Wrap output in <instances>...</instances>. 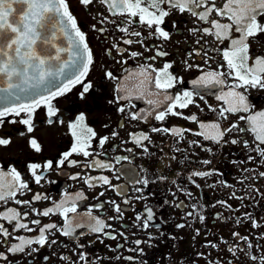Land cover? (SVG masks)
I'll return each instance as SVG.
<instances>
[{
    "label": "flooded vegetation",
    "instance_id": "1",
    "mask_svg": "<svg viewBox=\"0 0 264 264\" xmlns=\"http://www.w3.org/2000/svg\"><path fill=\"white\" fill-rule=\"evenodd\" d=\"M67 2L81 30L86 33L93 53L94 63L84 80V83L90 82L92 88L82 97L80 93L83 91V84H77L71 91L52 100L53 105L59 110L57 116L52 117L53 121H56L52 124L47 122V109L43 106L37 108L33 116L34 128L30 133L26 125L19 123L22 118H26L24 113L20 116L4 118V123L0 126V138L10 139L11 143L8 146H0V168L7 172L14 167L21 173L28 182L30 191H24L23 195L18 193L16 198L30 200L31 204L17 205L14 200H9L7 203L0 202V212L10 207L16 208L21 213L28 212L29 215L22 217L21 222L28 223L30 228L37 231L28 232L23 229L13 231V225L0 218V223L13 232V236L7 238L8 244H0V252H6L7 247L12 243H18L16 236L31 238L38 235V226L31 223L34 219L40 220L41 226L49 223L63 224L59 214L44 217L32 212L31 209L42 211L52 207L53 201L59 202L66 193L74 195L80 192L84 198L76 201L77 211L83 214L91 210L93 215L103 218L112 225L111 228L106 229V232L115 235L116 239L102 234H99L100 239H97L98 234L80 228L76 229L72 237L56 232L55 237H49L57 241L51 248L46 245L32 256L8 254L11 264H73L79 260L80 252L87 254L89 264L93 262L94 264H260L259 258L264 257V195H262L264 177H260L258 173L264 172V164L258 162L259 157L256 152H250L243 144V140L247 139L250 146H254L252 133L250 131L238 133L234 129L233 132L227 133L219 144L194 133L201 131L199 122L205 124L219 122L222 129L232 123L247 127L246 121L239 120V116L264 110V89L250 88L247 91L239 89L245 92L252 106V112L226 113L228 118L221 119L218 110L226 104L218 100L217 96L221 92L228 91V86L232 83L231 79L226 78L227 85L197 87L191 83L202 74L217 70L219 64H225L220 70L227 71L222 52H214L212 49H224L229 42L225 40L221 43L214 36L190 31L192 28L209 25L191 16L190 13L179 14L173 11L165 18L163 25L170 33L169 40L149 37L144 39L143 45L140 43L129 45L123 41L125 39L136 41L147 37L146 27L130 25L129 32L139 31L143 34V37L131 36L119 31L116 24L109 22L116 20L119 24L121 18L118 15L112 16L107 5L101 4L99 0H93V3L87 6L82 5L80 0H67ZM223 3L224 0H217L218 6H222ZM261 19L264 21V17ZM250 45L253 54L264 53V34L257 36L255 42L250 41ZM159 48L167 51L169 55L149 60L148 57L154 56ZM133 51L142 55L133 58L130 56ZM185 60L192 65L191 68L184 65ZM164 62L173 63L170 71L183 79V83H178L174 88L169 89V94L175 96L187 90L194 94L198 92L204 99L194 95L195 103L187 108L177 109L183 114L182 116L169 115L165 120L158 121L154 118L155 112H153V115L147 116L146 119H131V113L143 116L153 106L149 105L147 99L140 96L139 92H133L129 99L117 100L118 95H123L116 92L117 86L125 83L132 86L134 81L132 79L125 81V77L131 73H138L140 66L151 64L159 69ZM106 71H111L117 79L107 78ZM122 106L125 107V111H118ZM209 106L217 111H212ZM81 113L85 116L86 127L96 133L95 137L90 138V146L87 148L91 155L85 157L73 153L69 160H76L78 162L76 165L65 161L63 166L57 167L56 162L62 158V154L71 151L76 143V137L72 135L69 124ZM193 114L197 116L198 122L183 118ZM12 120L17 122L11 123ZM59 120H63V124L59 123ZM153 128H179L191 129V131H184L182 136H176L171 131L153 132ZM133 134H147L150 140L137 144ZM104 136L109 139L101 148L99 140ZM33 138L40 144V152H36L30 146L29 141ZM232 139H238L241 143L232 144L230 143ZM189 141L197 143L190 144ZM145 147L147 152L144 151ZM129 149L131 151H128ZM250 155L256 159L249 160ZM116 157H128V159L118 162ZM47 160L53 161V169L38 170V174H43L44 179L40 184H36L28 165L31 163L43 165ZM204 160H210L211 163L205 165L202 163ZM95 161L109 164L110 167L102 169L95 165ZM193 171H209L212 174L189 179ZM77 174L78 177L73 179L72 177ZM89 176H107L115 187L103 185L99 181H93L95 187H89L85 183V178ZM161 176L167 179H158ZM143 178L151 181L147 187L136 182ZM173 180L176 184L171 183ZM136 188H142L143 192H136ZM101 192L104 195L101 196ZM37 193L47 195L49 199L32 200ZM139 196H143V199H136ZM125 199L130 203H123ZM105 201H115L120 204L123 218L109 219L117 215L109 203H104L103 208L93 207ZM176 204L182 206L176 207ZM193 205H196L195 209ZM146 207L152 208L154 212L152 226L147 229L143 228L141 221L136 219L137 216L146 217ZM192 211L199 215L188 217L186 214ZM246 213L251 214L258 227H253L252 219H249ZM199 216H203L204 220L201 221ZM237 219L240 223H236ZM177 224H184L185 227L177 228ZM156 225H159V228ZM197 230H199L198 235ZM233 233H239V237L234 236ZM244 237L248 239L245 240ZM2 239L4 238L0 236V240ZM137 240L142 241L139 246L135 243ZM249 243L252 245L251 248L248 246ZM80 244L85 247L79 248ZM212 244L216 247H212ZM32 247L38 246L32 245ZM137 247L143 249V254L132 251ZM229 248H234L235 254L229 251ZM201 253L203 255H199ZM253 255L257 260L251 259ZM45 256L49 257L48 261H44ZM62 256H69L71 260H62L60 258ZM126 257H134V259L128 260ZM0 264L6 262L0 261Z\"/></svg>",
    "mask_w": 264,
    "mask_h": 264
},
{
    "label": "snow or ice",
    "instance_id": "2",
    "mask_svg": "<svg viewBox=\"0 0 264 264\" xmlns=\"http://www.w3.org/2000/svg\"><path fill=\"white\" fill-rule=\"evenodd\" d=\"M80 2L82 5L87 6L92 4L93 0H80ZM99 2L107 5V9L112 16L118 15L121 18L119 24L116 20L109 21L116 24L119 31L131 36L143 37V34L139 31L129 32V26L136 24L146 27L148 30L147 37L136 41L125 39L123 42L129 45L133 43L143 45L144 39L149 37H156L164 41L169 40L170 33L165 30L163 25L165 24V18L169 17L173 11L179 14L190 13L191 16L209 25L203 28H192L190 31L214 36L221 43L225 40L229 42L224 49H212L214 52H222L227 71H221L220 69H223L225 64H219L217 70L208 71L191 81V83L197 87L227 85V79H231L232 83L228 86V91L221 92L217 96L218 100H222L226 104V106L219 108V117L227 119L226 113L252 112V106L249 104L245 92L239 91V89L245 91L250 88L264 89V53L253 54L250 45V41L255 42L257 36L264 34V21L261 19L264 17V0H224L222 6H218L217 0H99ZM199 9L203 10L199 11ZM213 14L215 15L213 16ZM225 20L227 22H222ZM99 31H105V29H99ZM197 43H199V40ZM113 46L117 47L116 45ZM117 50L119 51V49ZM109 54H111L110 51ZM139 55H142V53L135 51L130 53L133 58ZM168 55L167 51L159 48L156 50L155 55L148 57V59L155 60L157 57ZM93 63V53L89 47L86 33L81 30L76 18L69 10L67 0H0V85H3L0 86V93L7 94L0 97V99L8 101L5 107L0 108V126L3 125L5 117L20 116L21 113H24L26 118H22L19 123L26 125L27 131L30 133L34 128V113L41 106L47 109V122L49 124L56 122L53 121L52 117H56L59 110L53 105L52 100L71 91L72 87L77 84H83V91L80 93L83 97L92 88V84L90 82L84 83V80ZM183 63L188 68L192 67L186 60ZM205 63H207V60H205ZM172 67L173 63L171 62H164L159 69L154 68L151 64L140 66L138 73H131L128 77H125V81L129 79L134 81L132 86H128L127 83L117 86L116 92L123 93V95L117 96V100L129 99L133 92H139L140 96L145 97L147 103L153 106L143 116L138 113H131V119H146L147 116L153 115V112H155L154 118L158 121L165 120L169 115L182 116L183 114L177 109L187 108L195 103L194 95L204 99L198 92L194 94L192 91L187 90L175 96L169 94V89L174 88L178 83H183L181 77L170 71ZM105 75L109 79H117L111 71H106ZM209 107L211 108V106ZM211 110L217 111L215 108H211ZM118 111L124 112L125 107H120ZM183 118L198 122L195 114ZM239 120L246 121L247 127H240L238 123H232L222 129L219 122L211 124L199 122L201 131L194 134L219 144L224 136L233 132L234 129L238 133L250 131L254 138V146H250L247 139L243 140V144L250 152H256L259 157L258 162L264 164V147H262L264 145V110L250 115H240ZM84 121L85 116L81 113L75 121L69 124L72 135L76 137V143L71 151L62 154V158L56 162L57 167L63 166L65 161H68L71 165H76L78 163L76 160H69L73 153L82 154L85 157L91 155L87 148L90 146V138L95 137L96 133L87 128ZM10 122L16 123L17 121L12 120ZM58 122L63 124V120ZM152 131H171L173 135L182 136L184 131H191V129L153 128ZM113 135H116V133H113ZM133 138L137 144L150 140L147 134H133ZM108 139L107 136L100 138L99 146L102 148ZM10 143V139L0 138V146H8ZM189 143L195 144L197 142L189 141ZM230 143L238 144L241 141L232 139ZM29 144L36 152L41 151V146L36 139H30ZM128 151H131V149ZM144 151H148L146 147ZM208 151H211V149H208ZM122 159H128V157H116L118 162ZM248 159L255 160L256 157L250 155ZM94 163L102 169L110 167L109 164L100 161ZM202 163L207 165L211 161L204 160ZM41 168L44 170L53 169V161L47 160L43 165L38 163L28 165L36 184H40L41 180L44 179L43 174H38V170ZM245 171L248 170L245 169ZM211 174L209 171H193L189 179H192V177H206ZM78 175L72 178L76 179ZM258 175L264 177V172H259ZM246 178L253 179V177ZM158 179L166 180L167 177L161 176ZM93 181L115 187L107 176H89L85 178V183L89 187H95ZM136 182L147 187L151 181L148 178H143ZM171 183L176 184V181L173 180ZM24 191H30L29 184L16 168L13 167L7 172L0 168V202L7 203L9 200H14L17 205H30V200L16 198L18 193L23 195ZM135 191L142 193L143 189L136 188ZM100 195L102 196L104 193L101 192ZM186 195L190 196L191 193H186ZM83 198V194L80 192L74 195L66 193L59 202L53 201L52 207L45 208L42 211L31 209L32 212L44 217L59 214L63 219V224L49 223L41 226L40 220H32L31 223L38 226V235L31 238L16 236L15 239L19 242L12 243L7 247L6 252H0V261L11 264L8 254L32 256L33 253H38L46 245L51 248L57 241L49 237H55L56 232L66 237H72L75 235L76 229L80 228L86 229L89 233L98 234L97 239H100L99 234L116 239L115 235L106 232V229L111 228L112 225L108 224L103 218L93 215L91 210L83 214L77 211L76 201ZM42 199L47 200L49 197L39 193L32 197V200L36 201ZM136 199H143V196L136 197ZM239 199H243V197H239ZM104 203L111 204L113 212L117 214L109 217L110 220L123 218V209L115 201L101 202L93 207L103 208ZM123 203L128 204L130 201L125 199ZM175 206L181 207L182 204H176ZM195 208L196 205H193V209ZM194 214L199 215L194 211L188 212L186 215L191 217ZM28 215V212L21 213L12 207L0 212V218L12 224L13 231L23 229L28 232H36L37 229L30 228L28 223L21 222L22 217ZM245 215L252 219L250 213ZM136 219L141 221L143 228L151 227L154 219L152 208L146 207V217L137 216ZM199 219L203 221L204 217L199 216ZM236 223H240V220L237 219ZM252 223L253 227L259 226L254 219H252ZM156 227L159 228V225H156ZM176 227L183 228L185 225L177 224ZM198 234L199 230H197ZM120 235L123 234L120 233ZM233 235L239 237V233H233ZM0 236L4 238L0 240V244H8L9 240L7 238L12 237L13 232H10L4 224L0 223ZM243 239L247 240L248 238L244 237ZM135 243L139 246L142 241L137 240ZM32 245L38 247H32ZM211 246L216 247L215 244ZM248 246L252 247L250 243ZM78 247L84 248L85 246L80 244ZM132 251L143 254V249L139 247L132 249ZM229 251L235 254L236 250L229 248ZM78 256L79 260L73 262V264H80V262L89 264L85 252L78 253ZM60 258L65 261L71 260L69 256ZM43 259L48 261L49 257L45 256ZM126 259L133 260L134 257H126ZM251 259L255 261L257 257L253 255ZM259 259L260 264H264V257Z\"/></svg>",
    "mask_w": 264,
    "mask_h": 264
},
{
    "label": "water",
    "instance_id": "3",
    "mask_svg": "<svg viewBox=\"0 0 264 264\" xmlns=\"http://www.w3.org/2000/svg\"><path fill=\"white\" fill-rule=\"evenodd\" d=\"M65 55H67V54H65ZM0 86H3V85H0ZM5 95H7V94L6 93H0V97H3ZM7 104H8V101L7 100L0 99V108L5 107Z\"/></svg>",
    "mask_w": 264,
    "mask_h": 264
}]
</instances>
